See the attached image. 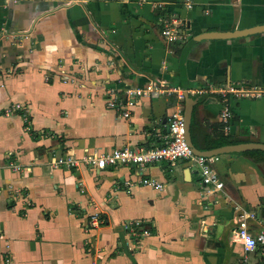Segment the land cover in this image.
I'll return each mask as SVG.
<instances>
[{"label":"crops","instance_id":"obj_1","mask_svg":"<svg viewBox=\"0 0 264 264\" xmlns=\"http://www.w3.org/2000/svg\"><path fill=\"white\" fill-rule=\"evenodd\" d=\"M190 2L0 0V264H240L245 251L228 234L246 215L252 234L264 230L260 155H218L221 190L180 160L141 169L49 164L155 143L174 97L141 96L126 119L107 105L111 94L151 82L203 98L190 126L198 149L219 136L224 104L229 139L264 144V94L220 93L264 89V32L204 37L264 25V0ZM167 20L185 25L184 42L161 35ZM12 104L23 110L6 115ZM142 177L162 189L134 183ZM95 213L104 223L90 226ZM135 221L148 236L127 234ZM247 254L263 263L264 245Z\"/></svg>","mask_w":264,"mask_h":264},{"label":"built area","instance_id":"obj_2","mask_svg":"<svg viewBox=\"0 0 264 264\" xmlns=\"http://www.w3.org/2000/svg\"><path fill=\"white\" fill-rule=\"evenodd\" d=\"M190 0H186V5H190ZM161 35L169 42L181 43L185 40V25L182 22L167 20L161 28ZM228 92L235 93L240 97L258 98L264 94V89L260 88H230L229 90H221L222 96H226ZM156 93L160 96L174 97V104L172 111L165 117L167 126V133L158 136L157 141L150 146L144 148H129L120 147L109 151H104L100 154L84 155L79 159H74L68 156H52L49 164L54 167H78L80 164L94 168L97 170L105 169L108 166H126L133 165L141 169L147 164L168 161L175 163L177 161H185L189 163L190 174L197 173L200 177L201 183L214 190H221L223 182L220 180L218 172L215 167V161L218 156L209 158H202L194 155L185 141V123L183 117V91L175 87L168 86L162 82L148 83L144 88H128L124 91L123 98L116 97L114 94L109 96L107 105L109 108L118 111V116L121 118H128L130 115L129 108L133 106L138 98L141 96ZM198 95H203L205 91L199 90ZM224 103L226 102L223 99ZM23 110L20 104H12L6 110V115H13L17 111ZM25 116V115H23ZM220 120L223 123V133L228 132V125L231 119V110L224 104L220 111ZM19 170V167H15ZM133 183V182H130ZM141 186H147L152 189H162V184L155 179L142 177L134 182ZM248 218L253 219V215L243 216L235 225L234 229L228 234V240L231 243L239 244L243 247L245 254L243 255L240 264H250L247 252L255 249L257 244L264 245V230L259 231L256 235L252 234L248 229ZM90 226L103 224L104 220L100 218L99 214L95 213L91 216ZM141 226V227H139ZM141 221L130 222L125 225L128 235L139 238L141 236H148L149 229L143 227ZM10 260L5 258V262Z\"/></svg>","mask_w":264,"mask_h":264},{"label":"water","instance_id":"obj_3","mask_svg":"<svg viewBox=\"0 0 264 264\" xmlns=\"http://www.w3.org/2000/svg\"><path fill=\"white\" fill-rule=\"evenodd\" d=\"M264 32V25L254 26L251 28L237 30L233 32H219V33H207L204 35L206 38L212 39H227V38H234L240 37L244 35L254 34ZM203 98L200 96L198 97H191L186 91L183 92V117L185 123V141L191 152L199 157L202 158H209L213 156H218L227 153H244L247 151H263L264 152V144L262 143H238V144H231V145H223L220 147H216L213 149L208 150H199L197 149L191 139V119L193 113V107L197 104L198 101L202 100Z\"/></svg>","mask_w":264,"mask_h":264},{"label":"trees","instance_id":"obj_4","mask_svg":"<svg viewBox=\"0 0 264 264\" xmlns=\"http://www.w3.org/2000/svg\"><path fill=\"white\" fill-rule=\"evenodd\" d=\"M206 138H207L206 140H208V144L206 145L204 150L213 149V148L220 147L223 145L235 144L234 141L229 139L228 134L223 133L222 128L219 131V136H216V137L214 136V138H212V139L208 138V136ZM192 142H193V139H192ZM194 146H195V144H194ZM242 154L244 156H255V155L259 156L260 155V157H262L264 160V152H261V151H247V152H244ZM261 264H264V262Z\"/></svg>","mask_w":264,"mask_h":264}]
</instances>
